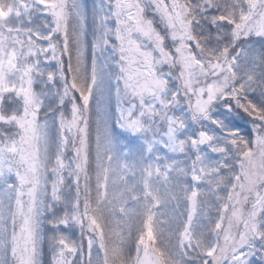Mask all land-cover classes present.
<instances>
[{
	"label": "snow or ice",
	"instance_id": "obj_1",
	"mask_svg": "<svg viewBox=\"0 0 264 264\" xmlns=\"http://www.w3.org/2000/svg\"><path fill=\"white\" fill-rule=\"evenodd\" d=\"M0 264H264V0H0Z\"/></svg>",
	"mask_w": 264,
	"mask_h": 264
}]
</instances>
